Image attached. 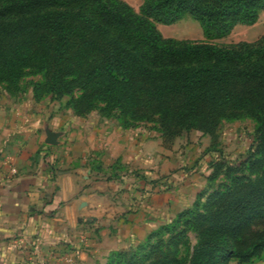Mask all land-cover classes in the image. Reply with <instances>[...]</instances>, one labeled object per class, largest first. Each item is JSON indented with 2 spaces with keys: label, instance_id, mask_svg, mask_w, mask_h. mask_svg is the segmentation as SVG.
<instances>
[{
  "label": "trees",
  "instance_id": "trees-1",
  "mask_svg": "<svg viewBox=\"0 0 264 264\" xmlns=\"http://www.w3.org/2000/svg\"><path fill=\"white\" fill-rule=\"evenodd\" d=\"M263 12L264 0H145L139 12L124 0H0V89L11 97L24 92L26 77L39 76L36 102L66 100L75 117L98 113L124 130L153 123L167 148L199 132L220 153L224 123L255 122L246 157L213 159L208 186L191 207L104 264L264 259V35L220 47L167 38L158 26L191 15L217 40L257 24ZM97 162L93 170L108 181L128 174L121 161L109 171ZM50 172L56 178L55 165Z\"/></svg>",
  "mask_w": 264,
  "mask_h": 264
},
{
  "label": "crops",
  "instance_id": "crops-1",
  "mask_svg": "<svg viewBox=\"0 0 264 264\" xmlns=\"http://www.w3.org/2000/svg\"><path fill=\"white\" fill-rule=\"evenodd\" d=\"M40 129L32 113L0 106V264H104L112 252L141 243L169 222L186 206L187 188L196 185L187 180L182 190L179 180H159L177 165L164 153L173 147L163 145L160 133L84 125L65 158L56 160ZM100 149L106 171L121 161L128 174L108 181L85 168L89 153Z\"/></svg>",
  "mask_w": 264,
  "mask_h": 264
},
{
  "label": "rangeland",
  "instance_id": "rangeland-1",
  "mask_svg": "<svg viewBox=\"0 0 264 264\" xmlns=\"http://www.w3.org/2000/svg\"><path fill=\"white\" fill-rule=\"evenodd\" d=\"M132 5L138 12L145 0H124ZM159 29L167 38L178 40H193L199 42H209L220 47L230 46L242 41L254 42L264 35V12L261 14L259 22L255 25H238L233 33L225 38L217 40H209L204 35L203 29L199 22L194 20L191 15H187L183 20L173 25L159 24ZM41 81L39 76H28L23 81L24 92L18 97L9 96L4 89H0V106L4 109L14 110L18 112L28 111L34 115V123L39 124L40 134L47 131L49 139L50 135L56 137V144H48L49 149L56 160L65 158V148L71 149L77 139L75 133L79 132V128L84 125L92 124L95 129L103 131L105 128H121L119 122L115 119L102 118L98 113H93L83 120L75 119L71 110L66 109L64 101H56L51 97L45 98L42 102H36L33 97L34 82ZM48 118V119H47ZM45 123L48 125L45 127ZM255 122L251 119H243L233 123H224L219 134V152L210 151L212 149L211 138L203 136L199 132L186 133L182 138L178 139L169 151H163L169 154V157L175 160L176 168L170 174L160 177L159 180L165 181L170 178L172 181L180 183L179 188L186 187L185 181L192 180L196 185L194 188H187V204L182 207L184 209L191 207L197 195L202 192L207 185V176L211 173L210 162L215 158L224 157L231 163H238L255 145ZM146 129L149 135L159 134L156 125L145 124L141 126ZM97 131V132H99ZM96 132V131H95ZM97 132L95 134H97ZM141 132V138H142ZM47 139V140H48ZM152 138L149 137L148 140ZM96 141V138H95ZM78 142L81 144L82 140ZM47 143V142H46ZM87 143V144H86ZM89 140L85 141V147L89 144ZM153 143V142H151ZM64 148V149H63ZM44 150V147L41 146ZM86 153H89L86 152ZM88 161L85 168H93L97 165V160L102 162L105 156V149L95 150L89 153ZM142 172V170H141ZM143 175V172L141 173ZM179 176V177H178ZM186 176L185 178H183ZM183 178V180H182ZM166 187V185H165ZM181 210V211H182ZM175 216H173L174 218ZM172 218V219H173ZM102 264V263H101ZM236 264V263H234ZM256 264H264V259Z\"/></svg>",
  "mask_w": 264,
  "mask_h": 264
},
{
  "label": "water",
  "instance_id": "water-1",
  "mask_svg": "<svg viewBox=\"0 0 264 264\" xmlns=\"http://www.w3.org/2000/svg\"><path fill=\"white\" fill-rule=\"evenodd\" d=\"M48 144L55 145L56 144V137L53 135L49 136V140L47 141ZM85 206V204H83Z\"/></svg>",
  "mask_w": 264,
  "mask_h": 264
},
{
  "label": "built area",
  "instance_id": "built-area-1",
  "mask_svg": "<svg viewBox=\"0 0 264 264\" xmlns=\"http://www.w3.org/2000/svg\"><path fill=\"white\" fill-rule=\"evenodd\" d=\"M66 259H67V261L72 262V261L70 260V257H67Z\"/></svg>",
  "mask_w": 264,
  "mask_h": 264
}]
</instances>
